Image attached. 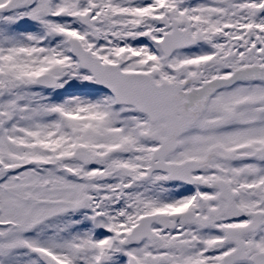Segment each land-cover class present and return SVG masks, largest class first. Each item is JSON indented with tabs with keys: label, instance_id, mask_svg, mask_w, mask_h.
Here are the masks:
<instances>
[{
	"label": "snow or ice",
	"instance_id": "1",
	"mask_svg": "<svg viewBox=\"0 0 264 264\" xmlns=\"http://www.w3.org/2000/svg\"><path fill=\"white\" fill-rule=\"evenodd\" d=\"M0 264H264V0H0Z\"/></svg>",
	"mask_w": 264,
	"mask_h": 264
}]
</instances>
